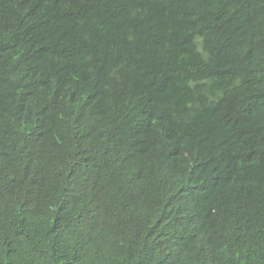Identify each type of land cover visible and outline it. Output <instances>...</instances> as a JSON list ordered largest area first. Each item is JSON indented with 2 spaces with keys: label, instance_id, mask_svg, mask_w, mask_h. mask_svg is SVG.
Masks as SVG:
<instances>
[{
  "label": "trees",
  "instance_id": "16d2710c",
  "mask_svg": "<svg viewBox=\"0 0 264 264\" xmlns=\"http://www.w3.org/2000/svg\"><path fill=\"white\" fill-rule=\"evenodd\" d=\"M0 264H264V0H0Z\"/></svg>",
  "mask_w": 264,
  "mask_h": 264
}]
</instances>
